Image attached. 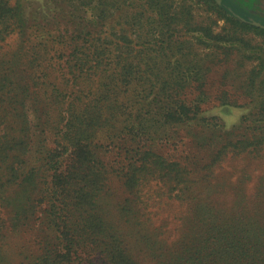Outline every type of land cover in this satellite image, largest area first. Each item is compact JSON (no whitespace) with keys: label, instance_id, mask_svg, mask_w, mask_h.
Listing matches in <instances>:
<instances>
[{"label":"trees","instance_id":"obj_1","mask_svg":"<svg viewBox=\"0 0 264 264\" xmlns=\"http://www.w3.org/2000/svg\"><path fill=\"white\" fill-rule=\"evenodd\" d=\"M44 3L35 8L0 0V264L16 256L21 264H264V225L250 223L243 213L220 218L226 208L214 213L204 193H190L194 206L182 217L183 225H195L189 227L192 236L170 241L166 224L143 220L141 193L151 183L161 196L183 204L184 195L169 193H187V185H179L186 167L155 149L176 146L181 129L191 134L194 124L203 128L195 135L199 148L218 132L224 135L205 167L243 154L264 158V101L256 103L258 113L244 119L242 130L222 133L219 117H199L205 90L199 92L203 98L181 99L209 70L179 65L181 79L169 81L156 63L167 57L172 21L187 17L189 7L183 4L170 17L173 0ZM214 5L223 11L222 4ZM124 10H139L127 13L139 42L130 29H117V35L106 28L110 14ZM225 18L240 30L264 33ZM202 31L214 38L210 29ZM155 32L160 38L151 45ZM262 72L264 65L250 70L247 94L262 91ZM228 93L220 98L229 100ZM111 170L127 193L122 201L108 197Z\"/></svg>","mask_w":264,"mask_h":264},{"label":"rangeland","instance_id":"obj_2","mask_svg":"<svg viewBox=\"0 0 264 264\" xmlns=\"http://www.w3.org/2000/svg\"><path fill=\"white\" fill-rule=\"evenodd\" d=\"M23 1L26 4H33L35 8H40L45 4V0ZM173 1L172 11L168 13L170 17H173L177 11L180 12L185 7L182 6L183 4L189 7V14L187 17L182 16L179 17L182 19L172 21L169 30L171 32L168 37L170 49L164 61L160 58L156 59L157 65L164 66L163 75H166L169 81L181 79L182 74L176 77L178 71L175 68L179 65H199V69L201 67L208 69L204 80H199V82L193 83L192 87L182 91L181 99L189 102L194 101L197 96L201 97L199 95L200 90H205L206 98L200 107L199 117L210 119L214 116L219 117L223 124L222 129H220L222 133L233 129L236 132L242 130L244 119L252 120L255 113H258L259 109H255L256 103L264 101V86L262 91L257 94L246 93L248 73L256 65H264V33L250 29L240 30L225 17L230 16L252 25L253 22L264 25V0H221L224 8L222 12L214 5L217 4L216 0L213 2L207 0ZM137 2L139 3V1ZM138 12L139 10L129 13L124 10L121 14L118 11L116 15L110 14L106 20V28L117 35H119L117 29H130L128 35L134 41L139 42L138 33L130 27L127 16V13L132 15ZM202 29H210L214 38L205 36ZM219 34H228L229 39L217 40ZM151 35L149 43L153 45L160 37L158 32ZM8 43L9 46L5 50L10 49L14 44V39H10ZM179 45H181L182 51L178 49ZM225 45L230 46V49L224 48ZM238 65L243 66L240 68ZM262 78H264L263 72L260 79ZM189 80H191L190 76ZM197 85H199L198 88ZM225 91L229 92V100L227 101L220 98ZM202 129L201 126L194 124L190 130L191 134L187 132L188 129H181L178 132L175 139L176 146L159 144L156 145L157 148L155 147L159 153L172 156L180 161L183 167H186L182 178L183 183L179 185L181 187L187 185V193L177 190L169 193L173 197L184 195L183 204L178 200L169 198L168 195L161 196L159 186L156 183H151L141 193L143 194L142 207L146 211L143 220L154 227L166 224L164 232L170 241L180 239L183 233L192 236L190 233L193 229H189V227L194 224L192 222H188L186 225L182 224V217H187L188 211L194 206V203H191L190 193L193 196H199V193H204V196L207 195L216 207V209L211 208L214 213L217 212L219 206L226 208L224 212H221L220 218H226L230 213H243L247 215L250 223L255 222L264 225V158L255 159L253 156L243 154L238 157H228L226 160L216 163L214 167H205L204 163L208 160L211 151L222 145L224 135L218 132L220 136H214L199 148L195 135H199L203 131ZM231 138L236 139L235 137ZM106 159L111 160L113 157ZM111 167L109 166V169H114L117 165ZM107 177L108 197L112 202L122 201L127 193L121 187L119 177L112 170ZM199 198L202 200L201 197ZM202 203L211 205L207 198L203 199ZM215 219L217 218L214 217L212 220ZM182 228H185L184 232L180 230ZM17 243L14 242V244ZM16 252L17 250L14 249L15 256ZM12 259L15 260L11 264L22 263L21 257L16 256Z\"/></svg>","mask_w":264,"mask_h":264},{"label":"water","instance_id":"obj_3","mask_svg":"<svg viewBox=\"0 0 264 264\" xmlns=\"http://www.w3.org/2000/svg\"><path fill=\"white\" fill-rule=\"evenodd\" d=\"M216 2H217V4H221V0H216ZM253 25H255V26H257V27H259V28H262V29H264V25H262L261 23H259V22H253Z\"/></svg>","mask_w":264,"mask_h":264}]
</instances>
